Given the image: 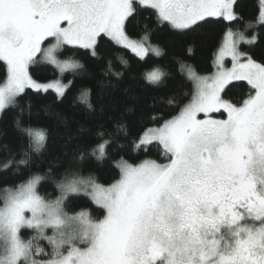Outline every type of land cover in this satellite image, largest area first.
Segmentation results:
<instances>
[{
    "label": "snow or ice",
    "instance_id": "snow-or-ice-1",
    "mask_svg": "<svg viewBox=\"0 0 264 264\" xmlns=\"http://www.w3.org/2000/svg\"><path fill=\"white\" fill-rule=\"evenodd\" d=\"M234 6L235 0H0V73L6 75L0 112L16 106L27 89L65 94L68 85L60 80L39 83L30 74L41 62L61 73L81 68L57 59L65 46L96 56L98 40L107 37L141 58L160 56L158 47L146 44L147 34L140 40L127 34L126 24L138 11L152 10L159 26L188 30L201 22L231 24L239 19ZM255 23L264 25V0H257ZM256 41L255 33L247 37L229 27L214 54L215 71L199 75L189 67L194 90L188 102L169 97L167 107L179 108L177 114L153 115L154 124L163 122L133 138L134 150L155 144L164 162L121 158L114 165L119 179L106 187L92 177L65 174L55 181V199L38 192L53 175L52 165L5 188L0 264H264V62L240 50L241 43ZM164 76L157 69L146 80L159 85ZM233 89H241L239 99ZM87 98V90L78 97L82 103ZM15 126L27 137V148L3 170L29 166L31 154L46 148L44 130L19 118ZM117 127L128 134L126 124ZM107 143L92 149L97 161L107 157ZM80 196L98 205L103 218L87 210L69 215L66 201ZM22 230L33 235L25 240Z\"/></svg>",
    "mask_w": 264,
    "mask_h": 264
},
{
    "label": "trees",
    "instance_id": "trees-1",
    "mask_svg": "<svg viewBox=\"0 0 264 264\" xmlns=\"http://www.w3.org/2000/svg\"><path fill=\"white\" fill-rule=\"evenodd\" d=\"M235 13L239 19L231 24L201 22L199 27L176 30L159 26L152 10L145 9L129 19L126 31L130 38L140 40L148 35L146 44L158 47L160 56L151 53L139 58L109 40H98L96 56L89 50L65 47L58 53L61 60L79 62L81 68L59 74L51 65L42 63L32 66L30 74L40 83L57 78L68 85L65 94L57 97L53 91L35 92L26 90L16 98V106H9L0 114V206L3 205L5 188H11L28 179L32 173L43 175L53 166V175L38 185L40 195L55 199L58 194L55 181L65 174L76 173L81 178H94L99 184L108 186L119 179L115 162L121 158L130 163L144 159L164 162L158 147L153 144L145 151L133 148V138L139 137L143 129L158 126L163 120L151 121L153 115L164 119L176 115L179 108L167 107L169 97L183 98L187 103L193 92L192 82L187 76L191 67L198 74L212 71L214 54L222 41L223 33L230 27L233 31L257 41L254 45L240 44V50L257 62H264V25L256 24L257 0H235ZM253 23L246 29V24ZM123 61V62H122ZM111 64V67H109ZM165 73L162 83L150 84L146 80L153 70ZM119 74V75H116ZM5 74L0 73V84ZM71 82V83H70ZM87 90V102L78 97ZM239 99L241 89H233ZM186 96V98H185ZM91 104V108L87 104ZM19 118L23 125L44 130L47 135L46 148L39 154H31L30 164L17 167L15 164L3 170L10 159H19L27 148V137L15 126ZM126 124L128 134L118 130V125ZM103 135H99V134ZM107 141V157L97 161L90 153L98 144ZM84 158L80 159V154ZM87 210L94 219L103 218V210L88 198L70 197L66 201V211L72 215ZM48 230V235H51ZM33 235L31 230H22L27 240ZM46 251H51L47 241H40Z\"/></svg>",
    "mask_w": 264,
    "mask_h": 264
},
{
    "label": "rangeland",
    "instance_id": "rangeland-1",
    "mask_svg": "<svg viewBox=\"0 0 264 264\" xmlns=\"http://www.w3.org/2000/svg\"><path fill=\"white\" fill-rule=\"evenodd\" d=\"M176 30H178V29H176ZM242 44V43H241ZM46 46V45H45ZM65 47H71V48H74V47H72V46H65ZM121 47V46H120ZM123 48V47H122ZM124 49H126V48H124ZM128 51H130V52H132L131 50H129V49H127ZM133 53V52H132ZM149 53H151V54H153L152 52H149ZM148 53V54H149ZM134 55H136L135 53H133ZM154 55V54H153ZM137 56V55H136ZM146 56V55H145ZM144 56V57H145ZM156 56V55H155ZM59 56H58V54H57V59L58 60H61V59H59L58 58ZM137 57H139V56H137ZM143 57V58H144ZM139 58H141V57H139ZM61 61H63V60H61ZM42 63H44V62H42ZM50 65V64H49ZM51 66H53L57 71H58V73L59 74H63V73H66L67 71H65V72H63V73H61L60 72V70L59 69H57L54 65H51ZM225 66L226 67H228V68H230L231 67V59L230 58H226V60H225ZM68 71H70V70H68ZM215 71V68L213 67V64H212V71L209 73V74H199V75H211L213 72ZM198 74V73H197ZM187 76H188V72H187ZM56 80H60L59 78H57ZM190 80V79H189ZM53 81H55V80H53ZM191 82H192V85H193V90H194V84H193V81L192 80H190ZM50 82H52V81H50ZM61 82V81H60ZM40 83V82H39ZM46 83H49V82H46ZM62 83V82H61ZM63 84V83H62ZM65 85V84H64ZM27 90H32V89H27ZM32 91H34V90H32ZM48 91H53V92H55L54 90H52V89H49ZM41 92H43V91H41ZM0 114H1V112H0ZM158 163H162V162H159V161H157ZM106 187V186H105ZM3 196H4V194H3ZM96 206H98V205H96ZM99 207V206H98ZM82 246V245H81Z\"/></svg>",
    "mask_w": 264,
    "mask_h": 264
}]
</instances>
